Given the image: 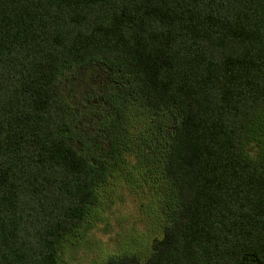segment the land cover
I'll return each instance as SVG.
<instances>
[{"label": "trees", "instance_id": "1", "mask_svg": "<svg viewBox=\"0 0 264 264\" xmlns=\"http://www.w3.org/2000/svg\"><path fill=\"white\" fill-rule=\"evenodd\" d=\"M76 66L149 127L176 111L163 156L134 162L110 128L79 148ZM130 185L167 221L95 264H264V0H0V264H74Z\"/></svg>", "mask_w": 264, "mask_h": 264}, {"label": "rangeland", "instance_id": "2", "mask_svg": "<svg viewBox=\"0 0 264 264\" xmlns=\"http://www.w3.org/2000/svg\"><path fill=\"white\" fill-rule=\"evenodd\" d=\"M90 74L91 71L76 66L66 71L61 79L64 96L70 102L72 120L80 133L79 148L83 152L100 155L95 137L99 136L100 141L107 143L105 135L98 132L99 128H110L114 130L113 139L116 138L119 147L121 144L131 146L133 151L140 143L144 146V152H139L134 162L150 164L156 157L163 156L172 123L177 119L176 111L171 110L164 122H156L149 127L144 116H138L132 106L123 113L120 108L113 109L104 98L105 92L98 89L99 84L92 83ZM123 186L125 184L119 187ZM172 195V190L166 188L165 205L170 204ZM151 199L146 191L130 185L116 190L109 200L100 203L101 214L91 218V223H96V226L78 247L79 257L74 264H95L109 251L118 253L122 244L128 246L130 252L146 254L149 240L162 232L163 224L167 221L164 207L158 206L159 216L152 215L153 209L148 206ZM151 207H155L154 202Z\"/></svg>", "mask_w": 264, "mask_h": 264}]
</instances>
